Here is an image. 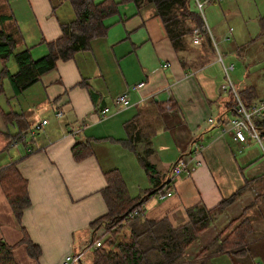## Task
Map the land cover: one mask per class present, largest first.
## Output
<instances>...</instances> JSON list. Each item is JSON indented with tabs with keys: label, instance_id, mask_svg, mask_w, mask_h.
Listing matches in <instances>:
<instances>
[{
	"label": "crops",
	"instance_id": "0c3cea01",
	"mask_svg": "<svg viewBox=\"0 0 264 264\" xmlns=\"http://www.w3.org/2000/svg\"><path fill=\"white\" fill-rule=\"evenodd\" d=\"M26 1L32 28L24 27L23 21L14 24L17 37L21 36L16 51L28 48L36 59L46 53L41 40L56 39L59 22L71 20L73 12L55 15L63 1L53 12L50 0ZM249 1V9L240 0L209 2L202 18L214 48L206 46L201 34H193L189 50L181 53L172 47L152 6L136 9L127 4L121 14L118 11L104 21L106 35L94 39L88 51L58 60L53 70L19 95L11 91L10 101L4 99L0 106L2 112L15 114L7 122L0 115V168L14 164L27 183L29 205L17 222L0 187V240L14 246L16 264H60L67 255H79L71 264H93V250L107 237L104 229L94 233L89 227L107 211L100 194L105 186L103 172L118 170L129 197L141 199L152 183L136 153L150 149L147 161L165 185L171 165L194 143L203 145L200 164L169 186L171 197L145 198L140 205L142 219H165L175 229L188 222L190 209H211L237 193L175 264H247L249 250L238 256L215 251V220L234 204L258 210V202H264V157L252 140L233 155L237 146L229 133L219 129L225 124L222 120L233 114L229 111L232 94L222 90L209 68L239 61L245 75L237 84L230 80L235 91L239 95L248 91L250 98H244L250 102L264 96V73L250 71L252 66L264 65V0ZM0 20L11 19L5 14ZM252 20L260 23L259 31L249 23ZM228 65L234 71V64ZM138 82L143 85L131 89ZM6 92L3 89L0 96ZM121 93L129 99V107L115 101ZM104 108L108 111L102 114ZM56 110H61V117L54 116ZM44 119L47 124L30 139L28 129ZM18 133L19 140L13 137ZM128 133L137 136L134 151L126 145ZM77 141L92 146V154L81 161L73 160L70 153ZM24 233L39 249L35 258L21 242ZM249 240L251 247L258 237ZM256 258L250 255L251 263Z\"/></svg>",
	"mask_w": 264,
	"mask_h": 264
},
{
	"label": "trees",
	"instance_id": "16d2710c",
	"mask_svg": "<svg viewBox=\"0 0 264 264\" xmlns=\"http://www.w3.org/2000/svg\"><path fill=\"white\" fill-rule=\"evenodd\" d=\"M61 1L68 2L73 18L59 22L60 35L56 39L48 42L41 40L45 45L46 53L39 58L34 59L28 48L15 51L18 45L15 39L17 30H0V62L2 63L0 74L7 78L14 96L36 83L42 74L53 70L58 60L66 61L74 58L78 53L88 51L94 39L106 35L108 26L104 21L117 14L121 5L133 4L136 9L144 5L152 6L172 47L178 53L189 50L188 46L195 31L197 35H202L207 47L214 48L205 29L202 9L197 8L195 0H58L57 2L50 0L52 11ZM10 57L16 65L14 73H10L5 66ZM2 92L3 88L0 86V94ZM241 95L239 97L242 101L249 104L250 101L244 98V96L250 98L248 91L243 90ZM230 101L232 103L233 99ZM232 108L229 111L233 112ZM0 115L4 122L15 117L14 113H5L1 109ZM218 121L220 122L221 118ZM129 126L130 123L125 125L126 130ZM259 129L264 132V121L259 124ZM19 135L20 133L13 137L19 140ZM136 140V134L133 136L128 133L126 145L133 151ZM11 141L7 143L10 144ZM149 151L150 149L146 148L141 154L136 153L148 180L152 183V187L143 193L141 199L129 197L118 170L110 169L103 172L105 186L100 194L107 211L89 227L94 233L99 228L104 229L107 237L93 250V264H175L183 257L184 249L211 225L214 216L229 206L237 195V193L233 194L211 209L197 207L190 209L187 214L188 222L175 229L170 227L165 219L153 222L144 220L139 215L129 219L128 213L138 210L145 198L152 196L164 185L155 176L154 166L147 161ZM70 153L73 160L81 161L92 154V146L89 141H77L71 146ZM0 187L18 222L22 211L29 205V197L27 183L14 164L0 168ZM163 190H169V187ZM252 229L249 218L242 217V214L236 216L216 234L213 242L217 244L215 251L233 256L243 255L249 247V239L255 238L252 237ZM21 242L27 245L30 257L38 256L39 249L31 244L25 233ZM13 247L0 240V264H16L12 257Z\"/></svg>",
	"mask_w": 264,
	"mask_h": 264
},
{
	"label": "built area",
	"instance_id": "2783aa9c",
	"mask_svg": "<svg viewBox=\"0 0 264 264\" xmlns=\"http://www.w3.org/2000/svg\"><path fill=\"white\" fill-rule=\"evenodd\" d=\"M215 0H195L196 6L199 10H201L204 3L211 2ZM196 34V31L194 32ZM197 40H194L196 43ZM168 64L164 65L166 67ZM223 74L226 78V83L222 85L223 91H229L232 94L233 99V114L229 117V119L224 122L220 126V132L222 134L229 133L231 136V141L234 145L237 146V150L233 153L240 154L244 149L248 140L254 141L261 153L264 157V132L259 129V124L264 121V96L259 98L255 102H250L249 104H245L242 99L239 97L237 92L232 85L228 72L232 70V65H222ZM143 85V82H138L131 89L136 90ZM115 101L119 103L123 107H129L130 101L126 97V94L121 93L115 96ZM170 109V106L167 107ZM108 111L107 108H104L101 113L104 114ZM54 116L59 118L62 116L61 110H56L54 112ZM208 122H212L211 119H208ZM47 124V120H41L39 123L34 124L29 130V137L30 139L33 138L34 134L41 130V128ZM28 136V131H27ZM24 138V137H23ZM203 149V145L200 143H194L190 146L189 152L185 155H181L178 159L171 165L169 172H168V181L166 180L165 185H163V189L173 185V182L177 180L183 172L188 171L189 169H193L195 166L200 164L201 152ZM31 152L32 149H27V152ZM171 190L160 191L157 190L153 197L158 200L162 201L166 198L172 196ZM142 216L143 213L141 209L134 210L128 213L127 217L129 219L134 218L135 216ZM79 259V255H67L65 256L60 264H71ZM257 264V263H255Z\"/></svg>",
	"mask_w": 264,
	"mask_h": 264
},
{
	"label": "rangeland",
	"instance_id": "374dc122",
	"mask_svg": "<svg viewBox=\"0 0 264 264\" xmlns=\"http://www.w3.org/2000/svg\"><path fill=\"white\" fill-rule=\"evenodd\" d=\"M96 1H100V0H96ZM240 1H241L244 8H247V9L250 8L251 1H249V0H240ZM60 5H61V3H60ZM126 6L127 5L119 6L118 11L120 14L122 13V11L125 9ZM207 7H208V2L204 3L203 7L201 8L202 12L201 11L200 12H201L202 16L207 12ZM122 8H123V10H122ZM53 10L55 11V9H53ZM68 11L70 13L72 12L68 2L63 1L62 5L58 8L55 15L63 17ZM28 13H29V6H28V3L26 0H0V16L6 14V15H9V17L11 19V20L6 21V22L0 20V30L1 29L2 30L7 29V26L8 27L13 26L12 28H14V24L17 21H23L24 27L26 26L27 28L31 29L32 26L30 25V22L28 20V16H29ZM117 14H115V15H117ZM6 23H7V25L5 26ZM249 23L253 24L256 28L258 27V31H259L260 23H258L256 20H252ZM16 29H17V26H15V28L13 30H16ZM9 31H11V30H9ZM20 37H17V35H16V39H19ZM19 43L20 42L18 41L17 44H19ZM17 47H16V49H17ZM227 62H225L227 64V66L229 63L234 64V71L228 72L230 80L234 84L242 82L243 77L245 75V69L242 66V64L239 61L233 60V59L227 60ZM5 66L9 70L10 73L16 71V65H15L12 57H10L8 59V61L5 63ZM1 67H2V63L0 62V69H1ZM263 67H264V65L252 66L250 71H251V73H257L258 72V74H260V69H261L262 73H264V70L262 69ZM216 68L220 69V70L216 71ZM209 70H210V73H212L218 79L220 86L224 85L226 83V78L223 74L221 66L216 65V66L210 67ZM262 85H263V83H262ZM0 86L4 90L8 91V92L4 93V95L0 96V106L2 107L3 104H5L4 99H5V101H10L8 99H9V96L11 95V89L9 87L7 78L1 76V74H0ZM263 89H264V85H263ZM222 94H224L225 96H228V94L225 92H222ZM228 99H229V96H228ZM14 102L15 101L11 102V104H13ZM215 114L216 113L213 114V117L215 116ZM39 122H36V123H39ZM36 123H34V124H36ZM29 130H30V128L28 129V137H29ZM39 131H37V132H39ZM177 159L178 158H176V160ZM240 205H242V204H240ZM240 205L239 204L232 205L231 207L228 208L227 212L225 213L226 216L222 215L219 218H217L215 220V222H216L215 223V226H216L215 229L218 232L221 231V229L231 219L235 218L236 216H238L240 214H242V217L249 218V221L253 227L252 232H251L252 237L258 236V241L255 242V243H257V245H255V243H253L251 247L250 246L247 247V251L249 250V253L246 254V257H248L247 264H253V263H251L252 260H250V255H255L257 257L256 259L253 260V261H255V263L264 264V202H258V210H257V208H255L254 210L243 209L242 207H239ZM226 217H230V218L227 220Z\"/></svg>",
	"mask_w": 264,
	"mask_h": 264
},
{
	"label": "bare ground",
	"instance_id": "6f19581e",
	"mask_svg": "<svg viewBox=\"0 0 264 264\" xmlns=\"http://www.w3.org/2000/svg\"><path fill=\"white\" fill-rule=\"evenodd\" d=\"M238 94V93H237ZM137 219V218H136Z\"/></svg>",
	"mask_w": 264,
	"mask_h": 264
}]
</instances>
